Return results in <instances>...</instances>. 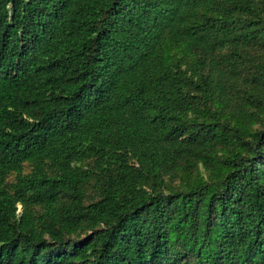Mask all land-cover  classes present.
Instances as JSON below:
<instances>
[{
  "label": "trees",
  "instance_id": "1",
  "mask_svg": "<svg viewBox=\"0 0 264 264\" xmlns=\"http://www.w3.org/2000/svg\"><path fill=\"white\" fill-rule=\"evenodd\" d=\"M0 264H264V0H0Z\"/></svg>",
  "mask_w": 264,
  "mask_h": 264
},
{
  "label": "rangeland",
  "instance_id": "2",
  "mask_svg": "<svg viewBox=\"0 0 264 264\" xmlns=\"http://www.w3.org/2000/svg\"><path fill=\"white\" fill-rule=\"evenodd\" d=\"M26 170H27V168H26ZM13 180H14V176H12V177L9 178V181L10 182H12Z\"/></svg>",
  "mask_w": 264,
  "mask_h": 264
}]
</instances>
